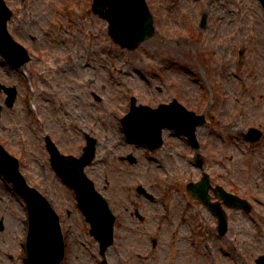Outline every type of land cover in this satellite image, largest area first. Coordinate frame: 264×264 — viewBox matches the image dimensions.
Returning a JSON list of instances; mask_svg holds the SVG:
<instances>
[{
	"label": "rangeland",
	"instance_id": "obj_1",
	"mask_svg": "<svg viewBox=\"0 0 264 264\" xmlns=\"http://www.w3.org/2000/svg\"><path fill=\"white\" fill-rule=\"evenodd\" d=\"M8 1L15 10L10 24L12 33L29 48L43 52L39 54L40 59L29 62L25 67L29 73L35 72L34 81L40 92L38 107L33 113H30L28 108L30 84L26 83L22 73L23 69L11 67L0 56V80L7 84H16L19 88L15 106L6 108L0 119V139L21 158L22 171L30 183L36 185L46 195L48 194L47 196L54 205L60 207L59 209L63 212L68 207L74 210L67 224L71 230L83 232L88 240L85 245H82L77 239L79 237L70 239L69 259L66 264L101 263L99 257L95 259L97 247L93 242L90 243L89 234L84 230H79L77 220H80V211L76 207L73 191L57 177L50 166L44 134L50 132L62 151L77 154L81 149L80 143L84 141V131L88 130L84 121L92 120L91 115L96 109H98L97 112L108 110L109 128H102V131L97 133L100 145L96 161L88 168L89 175L117 202L127 200L129 198L127 195H135V186L138 183H143L157 195V201L144 199L141 205L151 214L144 225L145 229H152L153 214L156 215L159 210L163 209L164 201L161 197L166 191L171 196H168L167 200L174 207L173 211L177 217L164 221L161 246L152 256L150 253L147 260H139L138 257L139 252L148 255L146 252L147 239L143 238L139 242L138 231L133 230L128 224L123 225L118 229L120 235L117 246L109 253L110 264H204L206 257L201 253L202 243L194 246L189 238L182 237L184 232L188 235L191 227L189 221L182 219V207L187 201L184 189L186 181L190 178L189 171L195 169L187 160L191 152L184 139L170 137L165 149L153 154L158 159L155 160L148 150L135 147L124 139L123 133L118 126L116 127V115L122 114L126 109L124 105L131 93H134L141 102L150 101L154 104L155 100L166 99L173 92H177L181 93L182 101L194 106L195 98L200 95L197 86L190 79V73L180 67L182 64L196 71H204L210 77L215 89L213 107L215 114L212 121L223 134L226 135V128L231 125L236 128L248 123L264 122V7L260 0H212L209 6L210 20L202 32L195 29L200 2L149 0L160 15L161 20L158 23L160 29L155 38L150 41L151 43L149 42L150 44L147 43L136 51H123L114 44L107 33V22L88 13L82 18L74 14L72 21L65 18L62 24L54 27L50 35L44 34L43 30L49 23L59 20L56 7L61 8L66 0ZM91 2L92 0H81L83 6L80 9L86 11L90 8ZM75 33L82 35L83 43L74 39ZM33 36L38 37L37 41H34ZM51 40L55 42V45L61 46V53L65 52L63 49L66 42L64 41H67L71 47H74V42H76L82 54L85 53V42L88 45L92 43L97 50L96 58L100 65L107 63L104 60L105 57L114 60L112 63H114L117 75L113 84L106 81L105 70H101L100 65L99 70L95 72L96 82L94 83L96 85L94 86L101 90L107 99L98 102L97 107H91L88 101L84 100L88 113L85 114L83 111L82 115L85 116L81 119H67L64 116L61 118L54 106L47 100L45 102L43 100V84L46 86V78L41 74L46 65L44 47ZM177 41L179 43H176ZM147 45L154 47L158 59L154 58L153 54L152 59L147 56L145 50ZM240 45L243 48V58L242 62L237 64ZM107 47H109V54L102 50ZM172 61L177 62L173 63L174 66L171 69H168ZM143 62L152 65L153 68H156V63L162 64L166 82L173 83L172 88H168L164 83L162 84L163 91L151 97L153 93L147 90L149 82L139 76H130V74H135L136 69H143ZM149 65L146 75L153 83L154 69H151ZM237 65L240 66L242 79L236 78L231 73ZM220 71H222V76L219 74ZM91 74L92 69H81L80 67L77 72L70 68L67 74L57 73L56 78L63 83L59 88L63 91L56 89L58 90L56 96L60 98L65 92L76 91L71 89V86L76 83L75 78L84 80L81 84L84 86L85 79L90 78ZM103 83L106 84L105 89H103ZM4 97L5 95L0 92V101H3ZM70 102L81 103L75 98L70 99ZM53 104L58 105V102L55 101ZM236 113H239L236 116L239 124L233 123L235 118L226 124L227 118ZM204 131L208 133L206 129ZM211 144L215 146L213 150ZM130 151L138 156L139 161L136 164L120 159L121 155ZM227 152H232L229 151V146L222 143L220 138L215 137L214 134L211 135L209 143L211 158L215 161L227 160L228 162L225 155ZM251 156L253 165L244 167L243 177L238 173V170H242V164L238 162V168L234 161L229 162L237 168L236 176L241 178L242 185L249 187L252 191L262 190L263 187L260 185L262 178L258 167L264 162V141L260 148L249 157ZM237 157L241 158L240 153ZM214 166L212 169L218 177L220 167ZM194 173L195 177L199 175L196 170ZM158 178L162 180V185H157ZM174 184H178L177 190L174 189ZM171 190L174 191L170 192ZM7 206L10 210L6 212ZM26 214L27 207L24 199L16 192L12 184L0 175V216L5 215L6 217V229L0 231V264H27L23 253L25 249L23 241L27 234V224L23 218ZM130 218L127 216L126 221L129 222ZM245 228L249 230L250 226H245ZM175 229L178 230V234L173 238ZM237 230L236 228L235 231ZM81 237L85 240L84 236H80V239ZM241 237L240 244L237 242L226 246L230 254L226 255L222 264H255L252 255L264 250V237L251 242L245 241V238H250L249 235ZM243 241L247 245L242 244ZM196 249L200 253L192 257L191 254L194 255ZM9 253L12 257H9Z\"/></svg>",
	"mask_w": 264,
	"mask_h": 264
},
{
	"label": "water",
	"instance_id": "obj_2",
	"mask_svg": "<svg viewBox=\"0 0 264 264\" xmlns=\"http://www.w3.org/2000/svg\"><path fill=\"white\" fill-rule=\"evenodd\" d=\"M95 11L108 18L111 22L110 33L123 45L136 46L153 33L152 18L147 11L144 0H96ZM10 10L3 0H0V52L11 62L21 65L28 60L25 49L16 43L6 29V21L10 17ZM12 103L15 91L9 90ZM162 116L163 121H156ZM168 118L164 115L150 114L140 108H135L133 114L126 121V127L132 137L138 140H147L148 135L160 136V129L165 124L178 125V129L192 132L193 128L182 127L181 115ZM53 162L60 174L71 182L78 190L82 206L90 215L91 207L95 203L101 206L104 204L99 199L95 190L86 175L82 172L83 167L88 163L94 154L93 145L81 159L64 157L56 147L51 146ZM0 168L5 175L13 180L15 184L27 195L32 215V230L30 235V256L33 264H59L63 256L62 242L57 220L52 218V211L47 203L37 192L28 188L24 178L18 171V162L11 157L0 145ZM105 206L100 207L101 211ZM111 230V229H110ZM100 234L103 242L107 241V230Z\"/></svg>",
	"mask_w": 264,
	"mask_h": 264
}]
</instances>
